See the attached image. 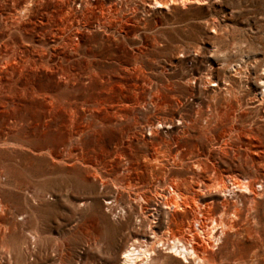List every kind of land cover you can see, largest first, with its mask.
<instances>
[{
  "label": "rangeland",
  "instance_id": "obj_1",
  "mask_svg": "<svg viewBox=\"0 0 264 264\" xmlns=\"http://www.w3.org/2000/svg\"><path fill=\"white\" fill-rule=\"evenodd\" d=\"M96 5L0 0V264H122V251L150 230L149 222L160 225V233L183 230L192 214L182 208L164 205L162 215L147 218L146 224L140 220L161 203L156 190L171 191L166 178L173 170L183 188L198 189L191 175L193 159L212 155L214 162L212 151L225 145L230 132L219 126L206 139L187 135L177 145L161 134L151 143L144 141L139 121L162 113L171 116L181 107L185 115H194L191 110L199 101L206 106L213 95L222 98L225 89L213 92L216 84L199 86L189 80L206 76L211 65L220 86H234L238 108L240 90L250 97L245 106L250 119L238 121L231 131L240 136L232 146L246 147L255 118L264 136L263 112L253 107L254 83L264 72V0H208L170 12L158 7L150 15L139 10L140 23L130 21L124 27L118 21L109 26L103 19L99 24ZM167 80L169 95L149 92L150 82ZM147 105L151 108L143 110ZM225 121L232 123L231 117ZM169 147L181 150L186 164L165 159V167L152 159L156 152L164 158ZM256 162L264 171L263 159ZM206 171L210 182L213 169ZM123 180L134 187L128 191ZM139 190L147 201H133ZM108 200H114L111 211ZM130 202L134 211H129ZM249 218L248 227L238 225L232 264H250L256 253L264 264V194ZM231 243L211 252L217 262L230 255ZM165 251L153 264H197Z\"/></svg>",
  "mask_w": 264,
  "mask_h": 264
},
{
  "label": "bare ground",
  "instance_id": "obj_2",
  "mask_svg": "<svg viewBox=\"0 0 264 264\" xmlns=\"http://www.w3.org/2000/svg\"><path fill=\"white\" fill-rule=\"evenodd\" d=\"M206 3H208V0H142L140 4H138L136 0L134 1L133 0H101L97 3L91 0H73V4L75 6L77 5V7L82 6L86 8H96L97 7L96 4H98L101 15H98L97 13L96 18L98 19L99 24L102 23L101 22L102 19L103 21H108L109 26L113 22L118 21L119 22L118 25H120V27H122L123 24L132 23L130 21H133L135 25L139 24L141 21V17L138 16V14H140L138 13L139 10H141V12H144L147 15H150L154 13L157 14V12L159 11L158 7L160 8L164 7L167 11L170 12V10H175L177 8H180L179 6L187 8L189 6L193 7L195 4L197 6H202ZM119 14L122 15L119 16ZM85 21L86 22L88 21L87 16L85 17ZM236 71L240 73L242 72L240 71V69L239 70L236 69ZM206 74H207L206 76L205 74L204 76L199 75L196 76L195 78H190L189 80L192 81L193 79V81H195L199 86L203 84H208V86L210 84L211 85L216 84L218 88H213V92L217 91L220 93V91L222 92V89H225L223 92V94L224 93L225 94L222 98L218 99L219 97H217V94L213 96L211 95L213 101L211 102V100H209V103L206 106H204L202 100H201L202 102L199 101L197 104L198 106L196 108L194 107L191 110L196 115L195 114L193 115V113L190 111L192 113L191 115L193 116L185 115L181 111V108L183 109V107H181V108H177V110H175L171 116L170 115L168 116V114L163 115L162 113L161 116L154 115L152 117L147 118L146 120L139 121V127H141L140 129L142 131V136L144 141L151 143L155 142L157 140L156 136H159L161 134L166 135L167 138L165 139L166 142L168 141V143L170 142V143H174V145L175 144L177 145L178 142L180 143L183 142V140L185 139L182 138L183 136L198 135L206 139L208 138V134L210 135V133L213 132V129L216 127L221 126V127H225L226 130H229L230 133L227 135L228 137L226 136L227 138L224 140L225 145H220L214 151L211 150L212 154L216 155L214 157L215 159L214 162L211 160L213 159L211 158L212 155L193 159L195 163L193 167L195 169L192 170L191 175L193 178H195V180H197V185L199 186L198 189H196L193 185H189L183 188L182 185L179 184L180 182L177 181L178 173H176V171L173 170L171 174L169 173L167 174V178H166L169 181L170 186L172 188L170 189L171 191L168 194L156 190L157 195H160L162 198L161 203L157 207H154L150 209V211L146 212V216L142 214V219L140 221L146 224L147 218L150 219V218L158 217V215L162 213L161 209L164 207V205L173 206L174 210L182 208L186 211H190L192 214V220H190L187 225L183 224L184 225L183 230H178V229L171 230L168 227L169 228L168 231L163 233H160L159 231L160 225L157 227H153L152 223L149 222L148 226H150V230H147L146 232L144 231L142 233V238L138 239L136 237L132 242V244L126 246L122 251L123 254L121 258L122 264L157 263L159 261V260L157 261L158 258L157 255L160 254V251L162 252V249L166 250L165 251L166 253L172 254L174 256L182 257L181 259H183L185 262H190V259H192L197 264H232V260H230V257L233 256L234 254V249L236 248V242L239 243L238 234L240 232V227H238V225H240L241 222H244L246 227L250 225L249 217L250 215H252V211L255 208V204L257 203L258 196H262L264 194V171H261L259 167H256L257 157H259L261 160L263 159L264 161V150L261 149V147L264 146V136L262 134L263 129L258 125L259 123L257 124L258 120L256 121L255 120L256 118L250 120L251 127H248L250 129H248L249 135L247 136L250 142L246 143V147L245 146L243 147L242 145H239V147L232 146L233 142L236 143L240 141V136L239 135H237L238 137L233 136L231 134V131L236 130V127H238L237 126L238 121L239 122L241 121L242 123H246L247 118H249L251 115L250 114L251 111L245 108V106H249L248 104L249 101L246 100L250 97L246 98L247 92L240 90L239 96L236 97L237 103L239 105L238 108L237 105L233 103L234 86L232 85L233 86L232 87L231 84L228 82L229 79H225V81L228 82V84H230L229 86H224V87L220 86L219 83L220 77L218 75V72H216V70L213 68L212 65L210 66L209 71ZM165 81H161L159 85L154 84V82H150V86L148 88L149 92L150 93L153 92L154 93L153 95L162 92H165L166 95H169L170 93L167 91V88L170 86V85L168 86L170 82L169 80H167L168 82ZM214 81H218V82H214ZM254 85H255V89H254L255 91L253 90V94H254L253 100L254 103H256V105H254L253 107L256 110L255 112L258 113L263 112V114L259 115L260 118L263 119L264 118V72L261 75H259L258 73ZM258 86L260 89L262 88L261 91L257 89ZM153 95L152 97H154ZM152 104L154 105L156 103H154L153 101ZM144 108L146 110H149L151 107L147 105L143 107V110ZM240 108H242V112H241V116L243 117L242 119H240L238 115V110ZM228 117H231L232 123L225 121V119ZM246 130L244 131L240 130V133L244 134L246 133ZM253 130L259 131L260 135L253 133ZM193 132H197L199 134H195ZM228 147L232 148V154L230 153V149L228 150ZM175 148L174 147L167 148L168 150L164 155V158L160 157V153L158 152L152 153L151 154L152 159H155L157 162L159 161L165 167L167 165V163L164 161L165 159L167 160L168 163H170V160H172V163L170 164H176V165L184 164L186 162L184 154L181 152V150ZM155 150L157 151V148ZM227 158H229L234 163L232 164L228 162L229 160H227ZM236 160H238L239 163H236ZM246 166L250 169H248ZM209 167H211L214 172L212 179L210 178V182L206 181L204 178L205 172H207L206 170ZM121 184L127 189L129 187H134L135 185V183L129 180H123ZM257 184H259V189L256 186ZM129 190L131 189H128V191ZM140 190L139 192H137L138 190L136 192L133 191L136 193L135 197L133 198L134 202L140 200L141 202L140 201L139 202L142 203V200L146 199L143 196L145 193H142L143 191ZM113 201L110 200L106 201V203L108 204L107 207L110 208V211L114 205ZM129 206H130L129 211L135 210L134 209L135 206L131 202ZM245 211H246V215H245ZM175 212L173 214H175ZM198 235L202 236L201 242L200 240L198 241ZM165 237L167 238V240L164 239ZM229 240H232L230 247V255L227 258L217 262L216 260L217 257L215 259V256L217 254L211 255V252L214 251L215 247L219 248L222 245H225ZM213 253H217V252H213ZM261 258L262 257L259 254L257 253L254 254L253 261L250 264H260ZM235 264L237 263L235 262ZM246 264L249 263L246 262Z\"/></svg>",
  "mask_w": 264,
  "mask_h": 264
}]
</instances>
